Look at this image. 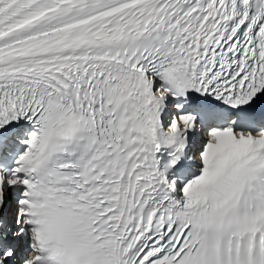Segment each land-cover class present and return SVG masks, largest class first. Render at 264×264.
Segmentation results:
<instances>
[{"label":"snow or ice","instance_id":"1","mask_svg":"<svg viewBox=\"0 0 264 264\" xmlns=\"http://www.w3.org/2000/svg\"><path fill=\"white\" fill-rule=\"evenodd\" d=\"M0 264H264V0H0Z\"/></svg>","mask_w":264,"mask_h":264}]
</instances>
